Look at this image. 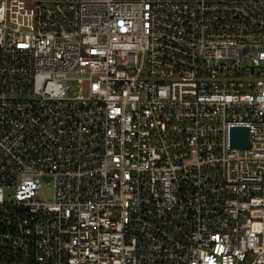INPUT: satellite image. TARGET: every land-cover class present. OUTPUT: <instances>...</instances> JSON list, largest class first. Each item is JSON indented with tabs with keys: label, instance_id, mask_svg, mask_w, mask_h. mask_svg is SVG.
<instances>
[{
	"label": "built area",
	"instance_id": "built-area-1",
	"mask_svg": "<svg viewBox=\"0 0 264 264\" xmlns=\"http://www.w3.org/2000/svg\"><path fill=\"white\" fill-rule=\"evenodd\" d=\"M0 264H264V0H0Z\"/></svg>",
	"mask_w": 264,
	"mask_h": 264
},
{
	"label": "water",
	"instance_id": "water-1",
	"mask_svg": "<svg viewBox=\"0 0 264 264\" xmlns=\"http://www.w3.org/2000/svg\"><path fill=\"white\" fill-rule=\"evenodd\" d=\"M231 144L233 146L247 147V129L245 127L236 126L231 129Z\"/></svg>",
	"mask_w": 264,
	"mask_h": 264
},
{
	"label": "rangeland",
	"instance_id": "rangeland-1",
	"mask_svg": "<svg viewBox=\"0 0 264 264\" xmlns=\"http://www.w3.org/2000/svg\"><path fill=\"white\" fill-rule=\"evenodd\" d=\"M43 186L40 190V195L43 198H50L53 193L52 178L50 176L42 177Z\"/></svg>",
	"mask_w": 264,
	"mask_h": 264
}]
</instances>
